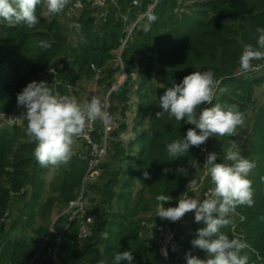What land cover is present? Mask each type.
<instances>
[{"label":"trees","instance_id":"trees-1","mask_svg":"<svg viewBox=\"0 0 264 264\" xmlns=\"http://www.w3.org/2000/svg\"><path fill=\"white\" fill-rule=\"evenodd\" d=\"M154 1L141 0L140 8L131 7L130 0H116L117 6L109 1L100 9L92 8L84 0V11L73 22L82 27L79 31L71 28L68 33L62 15L47 14L43 5L36 8L39 22L32 28L10 25L0 19V235L5 233L15 196L24 200L31 213L29 221L37 216L43 222L29 239H6L0 243V264H24L37 254L33 264H56L52 258L55 249L60 264H111L114 254L123 251L133 253L131 264H187L188 252L207 259L206 252L193 248L186 240L188 228L176 246L181 256L168 260L162 256L160 246L142 240L139 235L142 222L148 219L157 225L168 221L155 216L156 196L170 195L173 199L164 206H177V198L188 191L192 176L196 178L203 170L204 160L198 147H190L179 158L169 156L166 147L186 136L187 126H195L167 114L155 116L161 110L159 98L166 89L195 70H212L221 82L220 88L227 90H218L213 104H235L240 111H247L244 116L249 118L234 136L216 137L212 143L215 147L217 141V163L223 162L221 158L232 142L240 146L245 158L255 163L248 176L254 205L238 206L228 217L231 223L221 231L230 239L242 238L250 246L242 252L248 255V264H264V74L233 77L238 67L230 71L225 63V52L232 46L257 47L256 28L264 27V0ZM150 6V13L157 19L149 26L147 17L141 18L134 28L121 55L126 80L109 99L110 116L117 119L120 113L118 124L113 118L116 127L108 140L114 166L105 162L100 166L99 177L85 182L90 148L82 142L81 153L71 157L67 167L61 165L58 175L45 186L47 167H42L34 157L35 144L26 135L27 121L16 120L25 111L17 105V94L34 80H45L60 94L66 93L67 87H77L83 80L95 77L92 65L102 71L100 84L107 83L111 88L122 69H113L110 64L129 26L121 16L130 14L134 23ZM198 39H206L203 45H208L217 59L207 60L198 54L196 60L183 64V57ZM41 41H47L51 47L40 48ZM53 67L57 74L50 76ZM133 109L134 136L125 140V116L132 114ZM95 141L99 142L98 135ZM220 144L226 148L222 150ZM191 160L201 164L199 170L191 166ZM178 168H186V174H179ZM82 188L87 200L86 214L92 220L79 214L70 221L66 210L78 199ZM21 211L24 213L25 209ZM55 211L57 216L50 222ZM17 224L18 221L14 227ZM52 226L57 234L50 233ZM82 226L89 236H81Z\"/></svg>","mask_w":264,"mask_h":264},{"label":"clouds","instance_id":"clouds-1","mask_svg":"<svg viewBox=\"0 0 264 264\" xmlns=\"http://www.w3.org/2000/svg\"><path fill=\"white\" fill-rule=\"evenodd\" d=\"M68 3L69 0H0V19L10 25L24 24L32 28L39 22L36 15L38 5H43L47 14L56 15L62 13ZM156 19L154 13H149V26ZM69 27L79 31L82 26L73 23ZM256 33L257 47L245 45L239 57L240 75L264 68V64L253 63L264 61V27H257ZM39 47L48 49L51 45L41 41ZM220 83L212 70L193 71L180 83L173 82L159 98L161 110L156 112L157 118L167 114L178 122L184 120L195 126L189 128L182 139L167 144L169 156L179 158L190 147L206 144L212 136H234L237 128L244 126L245 116L237 105L213 104L218 90L221 93L227 91L220 88ZM17 105L25 109L21 120L27 121L26 135L35 144L34 157L42 167L68 164L73 155L74 139L86 136L97 120L104 124L110 122L109 113L98 97L93 96L89 102L80 103L75 97L60 94L53 84L43 80L28 83L17 94ZM202 105L210 106L200 110ZM225 160L231 163H217V154L209 152L203 163V176L200 181L189 182L188 191L177 198V206H164L173 199L170 195H157L155 198L158 202L155 216L161 220L178 222L193 212L194 221L205 225L197 229L190 243L193 248L206 252L208 258L200 259L188 252L185 254L187 264H248L249 257L242 252L250 246L242 238L230 239L221 229L231 223L228 217L238 206L254 205L252 181L248 176L255 163L241 154V148L235 142L227 149ZM190 164L196 170L201 165L195 160ZM177 172L184 175L187 169L178 168ZM144 176L148 178L149 173L145 171ZM209 177L213 187L208 189L205 199L201 201L188 195V192L199 191L200 182ZM133 259L131 251L117 252L111 264L123 261L131 264ZM100 264L105 262L100 261Z\"/></svg>","mask_w":264,"mask_h":264},{"label":"built area","instance_id":"built-area-1","mask_svg":"<svg viewBox=\"0 0 264 264\" xmlns=\"http://www.w3.org/2000/svg\"><path fill=\"white\" fill-rule=\"evenodd\" d=\"M83 1L84 0H72V5L75 8H82L84 6ZM109 1L113 2L114 5L117 6L116 0H96L94 5L97 8L103 9L107 6ZM157 1L158 0H155V3H157ZM130 2H131V7H133V8H140L142 5L141 0H130ZM152 8H153V6H151L149 8V11L141 17L142 18L147 17V15L151 12ZM121 18L123 21L128 23L129 26L127 28L126 38L122 40L121 46L116 53L118 56V60L121 63L120 67H121L122 71L125 73L124 65H123V62L121 59V55H122V52H123L128 40L130 39V37L133 34L134 28L137 26L140 19H138V21L132 23L130 20V14L123 15V16H121ZM253 63L254 64H264V61H254ZM92 69L96 72L94 80L95 81L101 80L102 79V71L93 65H92ZM49 74L50 75H56L57 72L54 70V68H52L49 70ZM252 74H256V75L257 74H264V68H261L259 71H256V72H250L246 75H240L239 71H238L236 75L239 78L240 77L246 78ZM121 86H122L121 84H117V85L112 86V88L108 91L105 98H102V99L99 98L101 100L103 107H104V110L109 113V116H110V112H109L110 95L112 92L119 90L121 88ZM95 97H97V96H95ZM216 97H217V95H216ZM204 107H207V105H202L200 110H202ZM115 127H116V125L114 123V120L110 116V122L108 124H104L101 121L97 120L94 124L91 125V130L88 131V134L86 136L76 138L79 141L85 143L90 148L89 170H88L87 176L84 180L85 182L88 181V179L95 180L99 177V175H100V164L106 158L107 149H108V140H109V137L112 134V132L115 130ZM95 135L99 136V142L95 141ZM213 140H214V136L209 137L206 144L198 147V151L202 154L204 162L206 161L207 154L209 152H211V145H212ZM203 172H204V167H203V171H202V176H203ZM93 180H91V181H93ZM206 180H207V178L204 179L203 181H201L200 185H199V190H202V193H203V199L206 198L205 194L208 192V189L213 187L212 184L206 183ZM199 181H200V179H199ZM79 195L80 196L78 197V199L75 202H72L70 204L69 208H70V211H72V213H69L70 214V221H73V219L76 218L79 214L83 215V217L86 216L85 211L87 208V200L83 197V188H82ZM183 222H184V219L182 221L166 222V223H163V224L156 226L155 232L157 234H159L160 236H162L163 241H164L163 247L162 246L160 247L161 253H162V256L167 260L169 258L166 256L165 249L170 244V242L175 238V236L177 235L179 225ZM50 233L57 234L58 231L52 226L50 228ZM81 234L83 237H87L90 235V233L84 228V226H82V228H81ZM62 237H63V233L60 234V237L58 239V244L61 242ZM181 254H182L181 251L179 253H177L175 251V255L177 258H179L181 256ZM52 256H53L52 258H53L54 262L56 264H60L59 260L57 258V249L54 250ZM37 257H38V254L34 257V259L31 262H25L24 264H33Z\"/></svg>","mask_w":264,"mask_h":264},{"label":"rangeland","instance_id":"rangeland-1","mask_svg":"<svg viewBox=\"0 0 264 264\" xmlns=\"http://www.w3.org/2000/svg\"><path fill=\"white\" fill-rule=\"evenodd\" d=\"M155 2V1H154ZM151 7V6H150ZM58 15H60V14H58ZM142 16V15H141ZM206 39H198L197 41H194L193 42V44H192V48H191V50H190V52H188L187 54H185V56L183 57V59H182V62H183V64H186V61H190V60H196V57H197V55L199 54V56L200 57H205L207 60H211V59H217V55H216V53L214 52V54L212 55V53H211V50L209 49V47H208V45H206V44H204L203 45V43H205L206 41H205ZM206 45V46H205ZM242 51H243V47L241 48V46L240 45H235V46H232L231 48H229V49H227L226 50V52H225V63H226V66H227V69L228 70H230V71H234V69L235 68H237L238 67V70H239V57H240V55H241V53H242ZM199 57V58H200ZM121 66V63L119 62V60H118V56L116 55V58L111 62V64H110V67L111 68H113V69H117L118 67L119 68H121L120 67ZM54 68V67H53ZM196 71V70H195ZM233 73V72H232ZM237 73L236 72H234V75H233V77L236 75ZM50 75V74H49ZM50 76H52V75H50ZM135 78V77H134ZM135 79H137V80H139V77H136ZM125 80H126V73H124L123 71H121L120 73H118L116 76H115V80H114V82L115 83H113L112 84V86H114V85H117V84H121V85H123L124 84V82H125ZM93 81L95 82V83H97V84H99V87L101 88V90H100V93L102 94V95H104L103 96V98H105L106 97V95H107V93H108V91L112 88V86H111V88H109L108 89V87H107V83H104V85H102V87H101V84H100V82L99 81H101V80H99V81H95L94 80V78H93ZM93 82V83H94ZM137 83V82H136ZM135 83V84H136ZM134 87V86H133ZM77 89L79 90V92H81V91H84V90H86L87 89V87L86 86H78L77 87ZM120 90V89H119ZM260 90H262V89H260ZM74 91V90H73ZM118 91V90H117ZM78 92V93H79ZM119 92V91H118ZM72 94H74L73 92H72ZM64 95H66V94H64ZM219 95V94H218ZM88 98V97H87ZM99 98V97H98ZM82 100H84V99H82L81 98V101ZM86 101H88V100H86ZM214 102V101H213ZM110 104V103H109ZM220 104H222V103H220ZM222 105H224V104H222ZM241 112H243L244 114H245V112H247V111H241ZM118 115H120V113H118ZM118 115H117V119H118ZM134 109H133V112H132V114H131V112H128V113H126V116H125V121H126V124H127V129H128V131L125 133V137H124V139L125 140H129V139H131V138H133V136H134V133H133V118H134ZM17 118H16V120L19 122V123H22V121L23 120H21L22 119V115L21 114H18V116H16ZM3 118V117H2ZM114 118V120L116 121L117 119H115V117H113ZM249 117H247V118H245V122H246V119H248ZM174 120H175V118H173ZM114 121V122H115ZM117 122V124H118V120L116 121ZM182 122H184V121H182ZM186 126H187V124H186ZM187 129H189L190 127L189 126H187L186 127ZM214 138H215V140H216V136H214ZM81 143L82 142H80V141H78V139H74V143H73V149L74 148H76L77 146H81ZM213 143V142H212ZM212 146H213V144L211 145V152H216L217 150H215L216 149V147H217V141L215 142V147L213 146V148H212ZM220 146H221V148H222V150L224 149V148H226V146H222V144H220ZM78 148V147H77ZM80 151V150H79ZM225 151V150H224ZM109 148H108V151H107V155H106V158L104 159V161L100 164V166L102 165V164H104L105 162L108 164V163H110V164H113L111 161V157H110V154H109ZM225 153H226V151H225ZM221 161H223V162H225V163H231V162H228V161H226L225 160V156H222V158H221ZM113 166H114V164H113ZM203 171V170H202ZM202 171L196 176V178H195V176L193 175L192 176V180H197V181H199V179L201 178V176H202ZM100 173H101V169H100ZM48 178H52V180L54 179V177H53V174L50 176V177H48ZM51 180V181H52ZM91 180H93V179H88V182L90 181L91 182ZM96 180V179H95ZM94 180V181H95ZM50 179H49V181H48V183H46V185L45 186H47V185H49L50 184ZM39 182V181H38ZM206 183H208V184H211V182H210V177L209 178H207V180H206ZM48 189V188H47ZM82 190V189H81ZM81 190H80V192H81ZM45 192V191H44ZM197 192V191H196ZM189 193V192H188ZM192 194V193H191ZM190 193H189V195H191ZM193 194H195V193H193ZM192 194V195H193ZM80 196V195H79ZM78 196V197H79ZM15 199H14V201H13V203H12V206H11V210L9 211V216L10 217H8V220L6 221V227H5V233H3V234H1L0 235V237H1V240H0V243H2V242H5L6 241V239H10V240H12V241H16V240H22V239H26V238H31L32 236H33V230L34 229H36L37 227H39V226H41L42 224H43V222H41V220L39 219V217H35L34 218V221L33 220H30L29 221V219H30V215H31V213L29 212V209L26 207V205H25V203H24V200H21L20 199V197L19 196H15L14 197ZM29 198V197H28ZM22 208H24L25 209V211H24V213H22V211H21V209ZM27 208V209H26ZM68 213H72V211H70V208H68L67 210H66ZM85 212H87V210L85 211ZM231 214H234V213H231ZM55 216H57V211H55V213L51 216L52 218H51V220H49L50 222L52 221L53 222V220L55 219ZM83 216V215H82ZM186 216H187V214H186ZM229 216H233V215H229ZM86 217L88 218V213H87V215H86ZM89 218H91V217H89ZM184 219V222H187L186 221V217H184L183 218ZM92 219H89L88 221H91ZM16 221H18V224L16 225V227H14L15 225V222ZM168 222V221H167ZM183 222V223H184ZM160 224H163V223H160ZM160 224H158V225H160ZM196 225H197V223H196ZM190 245H191V243H189ZM81 245H84L83 244V242H81ZM164 245V244H163ZM163 245H162V247H163ZM168 247V246H167ZM178 262L179 260H174V262Z\"/></svg>","mask_w":264,"mask_h":264},{"label":"crops","instance_id":"crops-1","mask_svg":"<svg viewBox=\"0 0 264 264\" xmlns=\"http://www.w3.org/2000/svg\"><path fill=\"white\" fill-rule=\"evenodd\" d=\"M87 1L92 4V6H91L92 8H95V5L94 4H95V1L96 0H87ZM83 3H84V1H83ZM84 5H85V3H84ZM83 11H84V6L82 8H75L72 5V0H69L68 5L65 7V9L63 10V12L60 13L62 15V17H63L62 23H63V26H64V28H65V30H66L67 33L71 31V28L69 27V25L70 24H73V22L80 17V15H81V13ZM56 15H58V14H56ZM56 15H54V16H56ZM141 18L142 17L140 16L138 19H141ZM93 82H94L93 81V78L90 79V80H83L82 82H80L78 84V86L79 87L80 86H82V87L83 86H86L87 87L86 90L79 92V90L77 89L78 86L77 87H67V89H66L67 92L66 93H63L62 95L66 94V95H68L70 97H75L77 99V101L80 102V103L88 102L93 96H97L99 98H103L104 95H102L100 93L101 88L99 87V84H97L95 82L93 83ZM101 87H102V85H101ZM72 92L74 94H72ZM81 98L84 99V100L81 101ZM86 100H88V101H86ZM213 141H215V138H214ZM77 147L73 149V155H72V157L75 156L79 152L81 153L82 146H77ZM212 148H213V146H212ZM67 166H68V164H66V167ZM60 167L61 166H59V167L48 166L47 167V172H46V175H45L46 183H48L49 179H50V181L52 180V178H48L52 174H53V177H56L58 175V173L60 171ZM193 193H195V194H193ZM193 193L192 194H193V196L195 198H197V199H199L201 201L203 200L202 190H199V191L193 192ZM191 195H189V196H191ZM89 217H91V216L88 213L87 220L91 219ZM156 226H158V225L155 224L153 222V220H151V219H148L146 222H142L141 227H140V233H139V235H140V238L142 240L148 241L149 243L156 244V245H158V246L161 247L164 244V241H163L162 236H160L159 234H157L155 232ZM203 226H205V225H203L202 223L196 225V222L194 221V225L191 226V227H189L186 230V236H185L186 240H188L189 243H190L191 240L195 238L197 229H199L200 227H203Z\"/></svg>","mask_w":264,"mask_h":264},{"label":"water","instance_id":"water-1","mask_svg":"<svg viewBox=\"0 0 264 264\" xmlns=\"http://www.w3.org/2000/svg\"><path fill=\"white\" fill-rule=\"evenodd\" d=\"M193 196V195H191ZM194 223V213L190 212L187 214V222L181 223L179 225V233L175 236V238L170 242L168 247L165 249L166 256L171 259L175 255L176 246L179 243V240L184 236L186 228H189ZM82 236V234H81Z\"/></svg>","mask_w":264,"mask_h":264}]
</instances>
